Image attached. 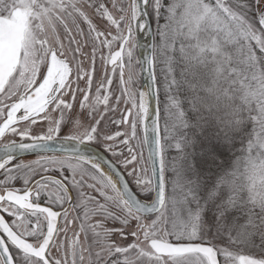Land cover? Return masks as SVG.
<instances>
[{"label": "snow or ice", "instance_id": "obj_1", "mask_svg": "<svg viewBox=\"0 0 264 264\" xmlns=\"http://www.w3.org/2000/svg\"><path fill=\"white\" fill-rule=\"evenodd\" d=\"M0 264H264V0H0Z\"/></svg>", "mask_w": 264, "mask_h": 264}, {"label": "rangeland", "instance_id": "obj_2", "mask_svg": "<svg viewBox=\"0 0 264 264\" xmlns=\"http://www.w3.org/2000/svg\"><path fill=\"white\" fill-rule=\"evenodd\" d=\"M155 28V25L153 24V29ZM106 51V50H105ZM136 55H137V51H136ZM97 67L99 68L100 67V64H99V61H97ZM136 71H137V73H138V75H137V84L135 85V88L136 89H141V77H140V75H139V69L137 68L136 69ZM127 75H128V73H127V70L125 71V78L127 79ZM117 83H118V75H117V77L114 79V83H113V89H116V87H117ZM121 109H123L124 107H125V105L122 103L121 104ZM127 107H131V104L129 103L128 105H127ZM119 118V113H117V119ZM116 129H115V126H113V128H112V131H115Z\"/></svg>", "mask_w": 264, "mask_h": 264}, {"label": "water", "instance_id": "obj_3", "mask_svg": "<svg viewBox=\"0 0 264 264\" xmlns=\"http://www.w3.org/2000/svg\"><path fill=\"white\" fill-rule=\"evenodd\" d=\"M138 39H139V41H140V43L142 44V45H146V46H148V47H150L151 46V37H149V35H148V33H141L139 36H138ZM144 50H146V49H137L136 51H137V56H139L140 55V53H141V51H144ZM140 77H141V90H142V86H143V83H144V78H143V76L142 75H140Z\"/></svg>", "mask_w": 264, "mask_h": 264}, {"label": "flooded vegetation", "instance_id": "obj_4", "mask_svg": "<svg viewBox=\"0 0 264 264\" xmlns=\"http://www.w3.org/2000/svg\"><path fill=\"white\" fill-rule=\"evenodd\" d=\"M107 156V154H105ZM33 157H29V156H25L23 157V159H25V161L32 159ZM110 158V157H109ZM69 236H71V233H69Z\"/></svg>", "mask_w": 264, "mask_h": 264}]
</instances>
